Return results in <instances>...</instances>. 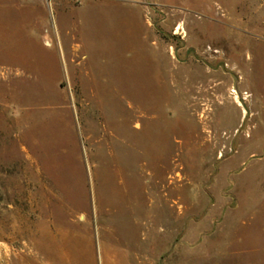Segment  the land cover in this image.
Returning <instances> with one entry per match:
<instances>
[{"label": "rangeland", "instance_id": "374dc122", "mask_svg": "<svg viewBox=\"0 0 264 264\" xmlns=\"http://www.w3.org/2000/svg\"><path fill=\"white\" fill-rule=\"evenodd\" d=\"M120 1L0 0V264H264V0Z\"/></svg>", "mask_w": 264, "mask_h": 264}, {"label": "crops", "instance_id": "0c3cea01", "mask_svg": "<svg viewBox=\"0 0 264 264\" xmlns=\"http://www.w3.org/2000/svg\"><path fill=\"white\" fill-rule=\"evenodd\" d=\"M118 4L119 6L117 5V7L129 14L130 22L136 21V17H140V13H142V10L145 11V9H149V7L142 6L139 2H136L135 0H121Z\"/></svg>", "mask_w": 264, "mask_h": 264}, {"label": "bare ground", "instance_id": "6f19581e", "mask_svg": "<svg viewBox=\"0 0 264 264\" xmlns=\"http://www.w3.org/2000/svg\"><path fill=\"white\" fill-rule=\"evenodd\" d=\"M179 31V30H178ZM178 33V32H177ZM180 33V32H179ZM238 98V97H237Z\"/></svg>", "mask_w": 264, "mask_h": 264}]
</instances>
